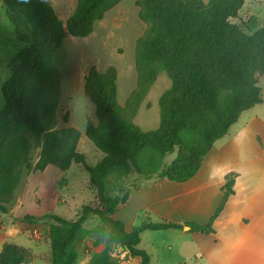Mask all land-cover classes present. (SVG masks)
Segmentation results:
<instances>
[{"label":"trees","instance_id":"obj_1","mask_svg":"<svg viewBox=\"0 0 264 264\" xmlns=\"http://www.w3.org/2000/svg\"><path fill=\"white\" fill-rule=\"evenodd\" d=\"M119 1L78 0L63 25L45 0H2L23 48L9 62V77L0 81V209L7 211L2 202H8L17 186L22 165L30 171L51 165L66 172L72 164H82L97 201L96 206L83 205L76 219L51 216L50 264H77L79 245L88 233L83 223L90 215H96L107 231L104 249L91 255L90 264H114L108 254L110 245L125 248L139 264H150V255L138 247L145 230L188 226L191 232H213L214 219L233 194L235 172L226 174L222 198L205 224L150 221L127 231L115 214L131 190L162 179H190L242 113L263 102L257 85L259 77H264L263 40L258 42L261 53L255 59L244 46L233 49L240 33L231 22L239 18L244 0H135L138 16L147 23L135 47L140 80L147 81V87L164 70L171 87L159 99L158 129L144 132L123 119L115 69L99 72L91 67L84 78V95L95 106L96 121H86L85 135L104 156L88 165L77 150L79 131L54 129L60 76L51 56L67 34L89 35L94 22ZM18 132L23 136H16ZM27 133L40 147L34 165L28 157ZM176 148L175 159L164 165L165 155ZM130 168L150 182L126 188L123 180ZM20 249L6 246L0 264H23Z\"/></svg>","mask_w":264,"mask_h":264},{"label":"rangeland","instance_id":"obj_2","mask_svg":"<svg viewBox=\"0 0 264 264\" xmlns=\"http://www.w3.org/2000/svg\"><path fill=\"white\" fill-rule=\"evenodd\" d=\"M45 1L63 25L78 3V0ZM207 1L203 0L204 3ZM139 9L135 0H120L108 9L101 19L94 22L89 35L75 37L67 34L51 56V63L58 70L60 76L54 129L74 127L79 131L77 150L84 154L85 162L88 165L97 163L104 156V153L98 150L85 135L86 121L88 119L96 121L95 106L84 95V78L91 67L96 68L99 72H104L109 67L115 69L117 101L125 108L123 119L136 125L144 132L156 130L160 125L159 99L171 87V80L164 70H159L147 87L145 86L147 81L140 80V73L136 67L135 47L136 40L144 33L147 23L138 16ZM231 23L240 33L233 49L244 46L253 59L257 58L261 53L258 49V42L260 40L264 42V0H244L239 18L232 20ZM16 35V30L6 14L2 0H0L1 82H4L11 73L9 62L23 48V43L17 39ZM257 85L260 87L264 101V77H259ZM135 90L137 91L133 93ZM255 110H258V107ZM246 114V112L242 113L241 118H244ZM64 116H66L65 122ZM9 126L6 128L7 132L10 129ZM16 136H23L22 132H18ZM24 138L29 145L30 164L34 165L40 147L34 143L31 134H25ZM176 154L177 148L173 153L166 154L163 164L169 165L175 159ZM46 167H49L50 170H59L51 165ZM31 172L35 171L27 170L24 165L20 167L17 186L9 196L8 202H2L6 210L16 197L22 195L23 184ZM48 173L49 177H53V172L48 171ZM51 179H48V186L54 190L55 183H51ZM150 180L130 168L127 177L123 180V185L126 188H134L147 184ZM68 183L72 186L74 197L70 202L55 201L57 197L53 191H51L53 195L48 198L38 190L35 192V199L38 198L36 202L30 207L23 208L20 213L8 215L7 211L2 212L0 209V241L5 237L6 232L22 227L16 238L2 244L0 255L6 246H17L18 249L21 248L23 264H50L49 226L54 223L51 216L55 214L68 219H76L83 205H97L95 192L89 185L88 174L82 164H72L65 175H61L56 180L59 189H63ZM62 198H64L63 195ZM58 199L60 198L58 197ZM154 220L153 216L140 217L136 225L141 224L142 221L154 222ZM83 227L88 230V233L79 245L77 264H90L91 255L104 249L107 231L105 227H102L96 215H90L83 223ZM170 232L177 231H142L141 244L138 247L147 248L153 254L157 251L165 252L167 245L174 243L169 239ZM98 241L100 243H97ZM108 250L109 257L114 260V264H139L138 258L130 257L125 248L119 245H110ZM179 259L174 245V248L168 251V255H165L163 260L157 261L154 255L150 264H182ZM185 264L192 263L188 261Z\"/></svg>","mask_w":264,"mask_h":264},{"label":"crops","instance_id":"obj_3","mask_svg":"<svg viewBox=\"0 0 264 264\" xmlns=\"http://www.w3.org/2000/svg\"><path fill=\"white\" fill-rule=\"evenodd\" d=\"M246 113L227 136L215 142L190 179L185 182L162 179L131 190L127 201L115 214L123 220L125 229L131 230L140 217L151 216L155 218L154 222L205 224L222 198L226 174L235 172L233 194L214 219L213 232H191L184 226L167 229L177 232L168 234L174 243L166 249L170 251L175 245L179 262L184 264L188 261L192 264H264V101ZM48 171L54 173L53 177L48 176ZM65 173L46 167L28 174L22 195L8 205V215H16L23 208L32 206L38 199H35L38 190L48 198L54 192L58 202L73 200L70 183L63 189L56 185V180ZM48 179L55 183L54 190L49 188ZM21 228L6 232L0 247L16 238ZM141 249L151 260L154 255L157 261L168 255L167 250L153 254L147 248Z\"/></svg>","mask_w":264,"mask_h":264},{"label":"water","instance_id":"obj_4","mask_svg":"<svg viewBox=\"0 0 264 264\" xmlns=\"http://www.w3.org/2000/svg\"><path fill=\"white\" fill-rule=\"evenodd\" d=\"M184 228H185V229H187V230L189 229V227H188V226H184Z\"/></svg>","mask_w":264,"mask_h":264}]
</instances>
